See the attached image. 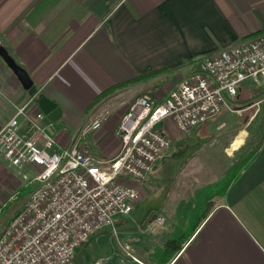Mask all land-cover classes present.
Listing matches in <instances>:
<instances>
[{
	"label": "crops",
	"instance_id": "0c3cea01",
	"mask_svg": "<svg viewBox=\"0 0 264 264\" xmlns=\"http://www.w3.org/2000/svg\"><path fill=\"white\" fill-rule=\"evenodd\" d=\"M263 30L264 0H0V47L27 72L37 91L32 95L24 89L0 56V131L16 107L37 96L29 109L34 114L40 110L38 99L47 97L61 108V118L53 122L47 116L44 124L51 121L58 146L69 148L106 96L123 92L129 99L150 95L164 101L205 57ZM244 84L231 102L234 108L244 99ZM253 94L258 98L261 93ZM125 112L122 107L100 131L82 136L81 146L101 160L116 157ZM162 129L173 145L185 138L171 120ZM240 136L228 140L232 150ZM254 153L226 194L198 214L204 220L195 231L192 226L188 242L168 264H264V134ZM145 181L129 184L146 190ZM14 185L19 189L20 181L0 154V207L13 195ZM181 195L165 208L166 216L183 202ZM148 258L139 264H159Z\"/></svg>",
	"mask_w": 264,
	"mask_h": 264
},
{
	"label": "built area",
	"instance_id": "2783aa9c",
	"mask_svg": "<svg viewBox=\"0 0 264 264\" xmlns=\"http://www.w3.org/2000/svg\"><path fill=\"white\" fill-rule=\"evenodd\" d=\"M197 65L164 101L106 96L69 148L58 146L42 111L29 112L37 96L16 107L0 131V154L20 181L9 198L13 208L0 211V264H76L79 247L108 229L116 235L119 220L140 200L130 179L145 181L173 145L162 124L171 120L189 134L222 111L233 112L245 82L264 87V35L245 37ZM122 107L121 150L101 160L81 146V137L100 131ZM164 222L160 217L154 228Z\"/></svg>",
	"mask_w": 264,
	"mask_h": 264
},
{
	"label": "rangeland",
	"instance_id": "374dc122",
	"mask_svg": "<svg viewBox=\"0 0 264 264\" xmlns=\"http://www.w3.org/2000/svg\"><path fill=\"white\" fill-rule=\"evenodd\" d=\"M243 88L246 102H242L243 98L236 101L237 108L235 106L233 112H222L216 120L208 122L207 127L198 126L184 135L182 142L169 148L165 158L152 167L145 181L146 190L137 185L141 191L140 200L126 220L120 219L116 226L118 233L115 235L108 229L79 247L76 264H139L141 260L149 262L151 256L161 260L170 238L190 234L192 226L197 224L198 214L208 205L203 196L211 193L210 189H200L220 180L224 169L239 162L246 152H254L264 134V90L252 81L245 82ZM253 92L261 94L256 99ZM206 129L211 133L204 134ZM237 133L244 135L243 143L236 145L240 136L233 145L237 150H232V142L228 140ZM130 181L144 184V181ZM17 189L14 185L12 194ZM180 195L183 202L166 216L165 208L173 206V198ZM1 206V211L7 214L13 203L7 198ZM160 217H164L165 222L156 230L154 224ZM151 264L155 263L151 261Z\"/></svg>",
	"mask_w": 264,
	"mask_h": 264
},
{
	"label": "trees",
	"instance_id": "16d2710c",
	"mask_svg": "<svg viewBox=\"0 0 264 264\" xmlns=\"http://www.w3.org/2000/svg\"><path fill=\"white\" fill-rule=\"evenodd\" d=\"M264 35V30L258 32L255 35H251L248 37H256V36H262ZM247 155H244L241 157V160L237 163H235L230 170L227 172L226 176L223 178V180H220L219 182L213 183L211 185H208L205 188L200 189L201 191L204 190H211V193L209 196H203L205 197L204 202L208 203L206 209L204 211H208L209 209H212L213 206V201L215 198L224 196L227 192V190L230 188V186L233 184L234 181H236L241 172L249 166V164L253 161L254 159V152L253 151H248L246 152ZM201 203V202H200ZM198 203V204H200ZM201 205V204H200ZM204 206H201V209ZM205 216H201L198 218L197 224L195 225V228L193 229L195 231L196 227L199 226V224L204 220ZM193 232V231H192ZM191 232V233H192ZM189 235L188 236H183L179 235L178 238H173L170 239L165 246L164 251L161 254V260H154V261H159V264H168L176 254L181 252L184 244H186L189 240ZM155 255V254H153Z\"/></svg>",
	"mask_w": 264,
	"mask_h": 264
},
{
	"label": "water",
	"instance_id": "95a60500",
	"mask_svg": "<svg viewBox=\"0 0 264 264\" xmlns=\"http://www.w3.org/2000/svg\"><path fill=\"white\" fill-rule=\"evenodd\" d=\"M0 56L7 63L9 68L15 73V75L18 77L24 89L28 90L30 94L35 95L37 92L36 88L33 86V82L29 78L27 72L22 68H20L13 60V58L2 47H0ZM38 106L40 110L46 116H48L49 119H51L53 122H58L59 119L61 118V108H59L55 102L51 101L47 97H40L38 99Z\"/></svg>",
	"mask_w": 264,
	"mask_h": 264
}]
</instances>
